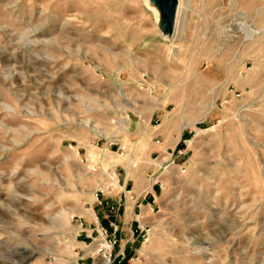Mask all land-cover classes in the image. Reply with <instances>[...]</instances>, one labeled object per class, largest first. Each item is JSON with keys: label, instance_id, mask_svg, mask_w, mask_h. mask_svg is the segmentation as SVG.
<instances>
[{"label": "rangeland", "instance_id": "1", "mask_svg": "<svg viewBox=\"0 0 264 264\" xmlns=\"http://www.w3.org/2000/svg\"><path fill=\"white\" fill-rule=\"evenodd\" d=\"M180 2L0 0V264H102L113 171L163 184L126 264H264V0Z\"/></svg>", "mask_w": 264, "mask_h": 264}, {"label": "crops", "instance_id": "2", "mask_svg": "<svg viewBox=\"0 0 264 264\" xmlns=\"http://www.w3.org/2000/svg\"><path fill=\"white\" fill-rule=\"evenodd\" d=\"M183 121L180 122V124ZM188 126L177 128L176 132L179 133L178 136L172 140L168 141V132L165 131V140L159 147V153L155 160L149 163V170L153 173L160 171L163 167L167 168L170 159L172 157L179 158L185 154L186 148L184 147V136L185 131ZM159 144L162 143L161 140H157ZM181 151V153H180ZM148 171L144 175H133L130 176L128 173L118 176L119 187L110 197L109 205L102 206L98 213L101 216V225L109 228L111 232L114 233V227L112 223L115 221L119 224L120 229L117 235L120 238V243L118 245V250L125 247L127 249L128 258L135 254L134 251L137 250L136 244L139 242L140 237H142L139 231H135L138 226L145 225L149 226L150 215L156 210V203L158 201V195L161 191V184L157 179H155ZM149 174V175H148ZM112 205L114 208H112ZM100 216H97L100 218ZM101 226L96 229L99 231ZM87 236H90L89 230L84 232ZM102 238V237H101ZM79 259V257H77ZM128 261V260H127Z\"/></svg>", "mask_w": 264, "mask_h": 264}, {"label": "built area", "instance_id": "3", "mask_svg": "<svg viewBox=\"0 0 264 264\" xmlns=\"http://www.w3.org/2000/svg\"><path fill=\"white\" fill-rule=\"evenodd\" d=\"M231 91H233V89H231ZM225 102L227 103V102H229V100L226 99ZM156 121L159 122L158 119ZM180 153H181V151H180ZM155 160H158V157H156ZM175 162H176V157H172L170 159V161H169L170 164L175 163ZM186 170L187 169H186L185 166H182L181 167V171L182 172H185ZM161 186H163L162 183H161ZM104 191L105 190L103 188L100 190L101 193H104ZM97 195H99L98 192H97ZM100 203H103V201L100 200ZM105 203L107 205H109V201L108 200H106ZM112 208H114L113 205H112ZM112 225H113L114 230H115L114 233L111 232L109 230V228L106 227V226H101L100 229H99V233H100V235H102L101 240L103 241L101 243V245L103 243H106L107 245H111L112 246V249H111V251H109L106 247L102 246V247H100L99 252L102 251V250H104V249H107L108 250V255H109L110 261L107 264H123L125 261L129 260L128 253H127V249L125 247L120 248L119 250L117 249V247H118V245L120 243V238L117 235V232L120 229V227H119V224L117 222H115V221L112 223ZM151 229H152V227L150 225L149 226H145V225H141L140 224L138 226V228L134 230V232L135 231H139L141 233L142 237L146 240L148 238V236L150 235ZM88 230H89V232H91L90 233V236H93L94 229L93 228L91 229V225L86 226L84 224V222H82L81 223L80 232H85V231H88ZM115 250H117V252H115V255H114V251ZM81 259H83V258L80 257L77 260V264L80 263V260ZM94 264H96V263H94Z\"/></svg>", "mask_w": 264, "mask_h": 264}, {"label": "water", "instance_id": "4", "mask_svg": "<svg viewBox=\"0 0 264 264\" xmlns=\"http://www.w3.org/2000/svg\"><path fill=\"white\" fill-rule=\"evenodd\" d=\"M154 3L160 11L162 30L165 37L172 36L176 27L180 0H154Z\"/></svg>", "mask_w": 264, "mask_h": 264}, {"label": "bare ground", "instance_id": "5", "mask_svg": "<svg viewBox=\"0 0 264 264\" xmlns=\"http://www.w3.org/2000/svg\"><path fill=\"white\" fill-rule=\"evenodd\" d=\"M181 3V2H180ZM258 32H260L259 30H253L252 31V29H251V32L250 31H248L247 32V35H246V37L247 38H253ZM130 107V106H129ZM112 121V120H111ZM88 122V121H87ZM118 122V121H117ZM91 126V125H90ZM119 127H122V125L120 124L119 125ZM90 128H92V127H90ZM96 128H98V127H96ZM92 129H94V128H92ZM101 130V129H100ZM104 131V130H103ZM101 132V131H100ZM105 133V132H104ZM94 153V152H93ZM110 176H111V178H113L114 179V183L115 184H117L118 183V174H117V172L116 171H113V172H111L110 173ZM95 216H97V215H95ZM63 224V223H62ZM62 226V225H61ZM102 246H104V247H106L109 251H111V249H112V246L111 245H107L106 243H103L102 244ZM104 257L106 258L105 259V261L104 262H102V264H107L109 261H110V259H109V255L108 254H106V253H104Z\"/></svg>", "mask_w": 264, "mask_h": 264}, {"label": "trees", "instance_id": "6", "mask_svg": "<svg viewBox=\"0 0 264 264\" xmlns=\"http://www.w3.org/2000/svg\"><path fill=\"white\" fill-rule=\"evenodd\" d=\"M123 264H126L125 262Z\"/></svg>", "mask_w": 264, "mask_h": 264}]
</instances>
